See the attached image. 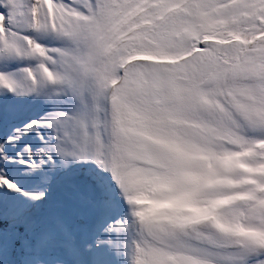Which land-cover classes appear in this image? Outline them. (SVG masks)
Here are the masks:
<instances>
[{
	"label": "snow or ice",
	"instance_id": "obj_1",
	"mask_svg": "<svg viewBox=\"0 0 264 264\" xmlns=\"http://www.w3.org/2000/svg\"><path fill=\"white\" fill-rule=\"evenodd\" d=\"M0 264H264V0H0Z\"/></svg>",
	"mask_w": 264,
	"mask_h": 264
}]
</instances>
